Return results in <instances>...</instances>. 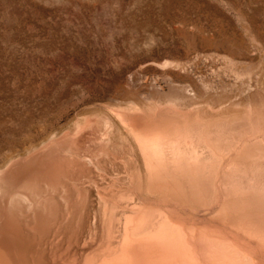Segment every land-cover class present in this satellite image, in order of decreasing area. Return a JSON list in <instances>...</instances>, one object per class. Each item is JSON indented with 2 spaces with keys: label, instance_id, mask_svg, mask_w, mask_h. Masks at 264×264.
I'll use <instances>...</instances> for the list:
<instances>
[{
  "label": "bare ground",
  "instance_id": "6f19581e",
  "mask_svg": "<svg viewBox=\"0 0 264 264\" xmlns=\"http://www.w3.org/2000/svg\"><path fill=\"white\" fill-rule=\"evenodd\" d=\"M257 37L251 45L261 53L249 58L235 91L222 84L210 92L208 77L196 71L197 83L187 62L174 73L182 83L162 91L175 108L159 111L134 97L111 116L83 112L5 152L0 264H264V44ZM243 104L248 113L238 109ZM96 115L105 125L101 149L81 153L78 139Z\"/></svg>",
  "mask_w": 264,
  "mask_h": 264
},
{
  "label": "rangeland",
  "instance_id": "374dc122",
  "mask_svg": "<svg viewBox=\"0 0 264 264\" xmlns=\"http://www.w3.org/2000/svg\"><path fill=\"white\" fill-rule=\"evenodd\" d=\"M262 20L264 0H0V161L86 111L111 116L134 97L175 108L162 91L187 62L210 92L235 91L261 53ZM104 128L90 118L81 153L100 151Z\"/></svg>",
  "mask_w": 264,
  "mask_h": 264
}]
</instances>
